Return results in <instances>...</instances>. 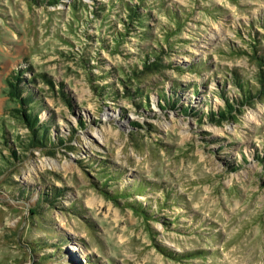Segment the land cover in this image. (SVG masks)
Returning <instances> with one entry per match:
<instances>
[{"label":"rangeland","instance_id":"rangeland-1","mask_svg":"<svg viewBox=\"0 0 264 264\" xmlns=\"http://www.w3.org/2000/svg\"><path fill=\"white\" fill-rule=\"evenodd\" d=\"M0 264H264V0H0Z\"/></svg>","mask_w":264,"mask_h":264},{"label":"trees","instance_id":"trees-1","mask_svg":"<svg viewBox=\"0 0 264 264\" xmlns=\"http://www.w3.org/2000/svg\"><path fill=\"white\" fill-rule=\"evenodd\" d=\"M238 84H239V89L241 91V94H242V97L243 99H247V98H251L253 95H252V89H250V85L246 82H244L242 79L238 80ZM14 96H17V91L13 93ZM165 94L163 93L162 96H164ZM229 107H233L231 104H229ZM27 111V110H26ZM225 115V111L223 110H220V111H217V112H214L212 111L210 113V115ZM27 116V120L28 122L30 123L29 125L31 126V128H33V130L36 132L37 135H39V138H45V134H39V128L36 127L37 125V122H38V119L35 116H31L30 112H26L25 114ZM165 251V250H163ZM165 253H168V255H170V257H174V259H179V254L175 253V251H172V252H166Z\"/></svg>","mask_w":264,"mask_h":264}]
</instances>
